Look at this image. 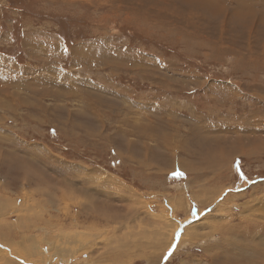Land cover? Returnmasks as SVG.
I'll use <instances>...</instances> for the list:
<instances>
[{
  "label": "rangeland",
  "instance_id": "rangeland-1",
  "mask_svg": "<svg viewBox=\"0 0 264 264\" xmlns=\"http://www.w3.org/2000/svg\"><path fill=\"white\" fill-rule=\"evenodd\" d=\"M0 206V264H264V0H0Z\"/></svg>",
  "mask_w": 264,
  "mask_h": 264
},
{
  "label": "bare ground",
  "instance_id": "bare-ground-1",
  "mask_svg": "<svg viewBox=\"0 0 264 264\" xmlns=\"http://www.w3.org/2000/svg\"><path fill=\"white\" fill-rule=\"evenodd\" d=\"M3 206V205H2ZM1 207V206H0ZM1 215V214H0ZM28 220H30V219H28ZM28 224V223H27ZM26 225V224H25ZM27 226V225H26ZM264 226V225H263ZM28 227V226H27ZM25 228V227H24ZM26 229V228H25ZM261 229V228H260ZM264 231V230H263ZM258 232V231H257ZM262 236H263V234H262ZM0 239H4V237H2L1 236V234H0ZM20 245V244H19ZM145 246V245H144ZM17 247H18V245H17ZM30 249V248H29Z\"/></svg>",
  "mask_w": 264,
  "mask_h": 264
},
{
  "label": "snow or ice",
  "instance_id": "snow-or-ice-1",
  "mask_svg": "<svg viewBox=\"0 0 264 264\" xmlns=\"http://www.w3.org/2000/svg\"><path fill=\"white\" fill-rule=\"evenodd\" d=\"M181 175H182V173H180ZM174 175H175V173H174ZM169 252H171V249L169 250Z\"/></svg>",
  "mask_w": 264,
  "mask_h": 264
}]
</instances>
